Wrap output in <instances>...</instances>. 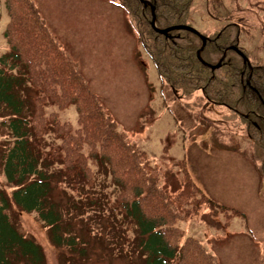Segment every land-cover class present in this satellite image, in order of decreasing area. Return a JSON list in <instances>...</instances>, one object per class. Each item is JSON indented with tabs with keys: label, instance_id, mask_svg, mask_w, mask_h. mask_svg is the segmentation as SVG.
I'll list each match as a JSON object with an SVG mask.
<instances>
[{
	"label": "trees",
	"instance_id": "16d2710c",
	"mask_svg": "<svg viewBox=\"0 0 264 264\" xmlns=\"http://www.w3.org/2000/svg\"><path fill=\"white\" fill-rule=\"evenodd\" d=\"M2 1L8 17L3 32L8 52L0 57V124L9 141L0 151V170L12 190L0 188V264H45L41 245L18 231L15 219L21 214L36 215L53 247L76 251L79 245L77 254L83 257L87 243L64 222L70 209L73 214L68 219L85 228L90 216L74 219L73 210L80 209L76 203L85 189L94 186L101 167L116 187L114 198L106 203L127 229L135 228L131 241L144 264H221L198 240L181 239L176 226L196 215L202 204L212 203L191 182L187 169L182 170L189 193L172 194L162 188L159 169L118 130L36 3ZM109 1L124 10L161 83L175 98L199 92L209 103L241 114L246 137L264 152V67L251 63L250 72L242 58L228 49L240 48L236 24L207 36L199 54L201 63L196 57L201 40L196 35L183 30L157 34L150 26L149 6L139 0ZM144 1L154 7L157 28L188 25L193 0ZM219 62L217 69L207 66ZM69 106L76 111V127L58 119L57 111ZM50 107L56 111L47 112ZM48 137L53 141L46 145ZM258 166L264 179V156ZM61 184L77 198L67 195L65 204L55 201L53 191Z\"/></svg>",
	"mask_w": 264,
	"mask_h": 264
},
{
	"label": "rangeland",
	"instance_id": "374dc122",
	"mask_svg": "<svg viewBox=\"0 0 264 264\" xmlns=\"http://www.w3.org/2000/svg\"><path fill=\"white\" fill-rule=\"evenodd\" d=\"M33 1L118 130L159 169V185L172 194L189 193L185 167L191 182L212 201L211 206L202 204L196 215L176 224L181 239L198 240L221 264H264V179L258 168L264 153L245 136L240 117L209 103L199 92L176 99L161 83L124 10L114 2ZM7 21L0 0V57L8 52L3 37ZM186 21L205 36L236 24L239 47L251 63L264 67V0H194ZM50 111L56 109L50 107ZM57 113L60 121L76 127L73 106ZM8 141L0 124V151ZM44 141L48 145L53 139ZM2 176L0 170V188L11 192ZM57 187L55 201L65 204L67 195L77 198L63 184ZM115 193L116 187L101 167L94 186L85 189L76 203L80 209L73 210L77 213L74 219L90 216L85 228L68 219L72 210L67 212L64 223L87 243L83 257L77 254L79 245L76 251L53 247L35 214L18 215L15 223L19 232L41 245L45 264H144L131 241L135 228L127 229L122 217L111 213L106 203ZM232 211L239 215L230 216Z\"/></svg>",
	"mask_w": 264,
	"mask_h": 264
},
{
	"label": "water",
	"instance_id": "95a60500",
	"mask_svg": "<svg viewBox=\"0 0 264 264\" xmlns=\"http://www.w3.org/2000/svg\"><path fill=\"white\" fill-rule=\"evenodd\" d=\"M144 7L146 6H149L150 7V13H151V20H150V26L152 28V30L154 32H156L157 34H160V35H163V36H167L168 33L172 32V31H178V30H183V31H187V32H190L194 35H196L200 40H201V47L200 49L197 51L196 53V57L197 59L203 63V61L201 60L199 54L200 52L202 51V49L204 48L205 44H206V40L207 38H205L204 36H202L201 34H199L195 29L189 27V26H185V25H177V26H172V27H169V28H165V29H159L156 27V24H155V15H154V7L152 5H150L149 2L147 1H143V0H139ZM229 50H232V51H235L242 59H243V62L245 64H247V66L249 68H251L250 66V63L248 61V59L245 57V55L239 51L236 47L232 46L230 48H228ZM211 70L213 69H217L220 67V62L218 64H216L215 66H212V65H207ZM248 82V81H247Z\"/></svg>",
	"mask_w": 264,
	"mask_h": 264
},
{
	"label": "flooded vegetation",
	"instance_id": "af4514ba",
	"mask_svg": "<svg viewBox=\"0 0 264 264\" xmlns=\"http://www.w3.org/2000/svg\"><path fill=\"white\" fill-rule=\"evenodd\" d=\"M235 114H237V113H235ZM259 119H260V122H263L261 118H259Z\"/></svg>",
	"mask_w": 264,
	"mask_h": 264
}]
</instances>
